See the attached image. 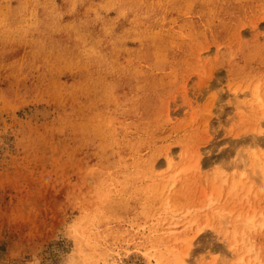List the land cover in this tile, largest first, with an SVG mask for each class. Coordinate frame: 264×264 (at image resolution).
I'll list each match as a JSON object with an SVG mask.
<instances>
[{"label": "rangeland", "instance_id": "374dc122", "mask_svg": "<svg viewBox=\"0 0 264 264\" xmlns=\"http://www.w3.org/2000/svg\"><path fill=\"white\" fill-rule=\"evenodd\" d=\"M258 165L264 0H0V264H264Z\"/></svg>", "mask_w": 264, "mask_h": 264}, {"label": "bare ground", "instance_id": "6f19581e", "mask_svg": "<svg viewBox=\"0 0 264 264\" xmlns=\"http://www.w3.org/2000/svg\"><path fill=\"white\" fill-rule=\"evenodd\" d=\"M253 97H255L254 99L256 100V101H260V98H259V96H258V90L257 89H255L254 90V92H253ZM199 165V164H198ZM257 168H258V170H259V172L263 175V177H264V167L263 166H260V165H258L257 166ZM222 219H224L223 218V216H222ZM257 222H256V219L254 218V217H247L246 219H244V220H242V224H243V226L246 228V229H248V230H251V229H254V228H256L255 226V224H256ZM260 225V227H264V223H260L259 224ZM238 227V226H237ZM241 230V229H240ZM242 231H243V229H242ZM239 232V231H238ZM235 234H233V236H234ZM236 236V235H235ZM194 240L193 239H189L188 241H187V249L185 250V252H184V258H181V259H179L180 260V264H186V262H187V256H188V253H189V250H190V247H191V245H192V242H193ZM232 247H233V244H232ZM237 264H242V259H239L238 261H237Z\"/></svg>", "mask_w": 264, "mask_h": 264}]
</instances>
